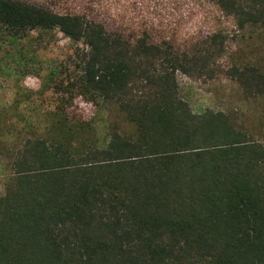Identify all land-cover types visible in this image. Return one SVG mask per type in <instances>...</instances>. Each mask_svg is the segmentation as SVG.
I'll return each instance as SVG.
<instances>
[{"label":"trees","instance_id":"obj_1","mask_svg":"<svg viewBox=\"0 0 264 264\" xmlns=\"http://www.w3.org/2000/svg\"><path fill=\"white\" fill-rule=\"evenodd\" d=\"M207 1L264 38V0ZM54 32L84 46L76 65L18 74L39 89L0 106V264H264L261 48L228 71L259 109L196 113L177 74L214 79L222 33L181 52L0 0L7 70L27 65L23 40ZM74 105L96 115L70 117Z\"/></svg>","mask_w":264,"mask_h":264},{"label":"rangeland","instance_id":"obj_2","mask_svg":"<svg viewBox=\"0 0 264 264\" xmlns=\"http://www.w3.org/2000/svg\"><path fill=\"white\" fill-rule=\"evenodd\" d=\"M59 14L84 16L102 24L109 32L124 36L142 37L147 35L156 42H168L181 52H190L203 40L217 33L226 38L227 54L217 64L218 75L212 79L189 77L177 74L181 95L188 100L194 112L204 109L234 110L242 106L248 113L259 109L251 102H244L239 86L228 75L232 66L250 60L253 51L261 48L264 56V38L257 34L244 33L236 29L232 19L220 11L218 6L207 0H20ZM37 39H25L20 48L29 52L27 65L15 72L6 67L13 66L6 59L12 46L0 43V106L10 107L23 85L38 90L40 79L21 80L26 71L46 70L58 63L75 66L78 52L83 45L76 46L59 32L32 35ZM80 48L79 49L77 48ZM32 52L38 56V63H32ZM80 54V55H81ZM34 61V60H33ZM18 72V73H17ZM20 74V75H18ZM70 117L77 115L89 120L96 111L94 108H80L74 105L69 110ZM3 176L0 172V192L3 191Z\"/></svg>","mask_w":264,"mask_h":264},{"label":"built area","instance_id":"obj_3","mask_svg":"<svg viewBox=\"0 0 264 264\" xmlns=\"http://www.w3.org/2000/svg\"><path fill=\"white\" fill-rule=\"evenodd\" d=\"M28 79H35V78H31V77H29Z\"/></svg>","mask_w":264,"mask_h":264}]
</instances>
